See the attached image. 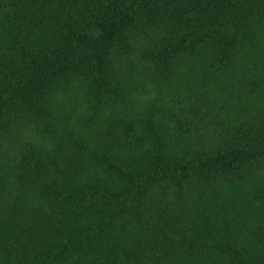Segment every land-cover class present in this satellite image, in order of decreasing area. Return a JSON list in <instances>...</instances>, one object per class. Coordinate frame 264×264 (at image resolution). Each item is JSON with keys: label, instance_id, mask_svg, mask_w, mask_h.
<instances>
[{"label": "trees", "instance_id": "trees-1", "mask_svg": "<svg viewBox=\"0 0 264 264\" xmlns=\"http://www.w3.org/2000/svg\"><path fill=\"white\" fill-rule=\"evenodd\" d=\"M0 264H264V0H0Z\"/></svg>", "mask_w": 264, "mask_h": 264}]
</instances>
